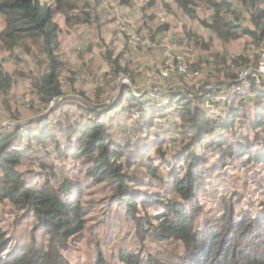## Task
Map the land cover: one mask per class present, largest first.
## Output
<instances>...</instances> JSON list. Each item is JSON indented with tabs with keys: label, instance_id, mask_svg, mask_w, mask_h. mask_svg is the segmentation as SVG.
Returning <instances> with one entry per match:
<instances>
[{
	"label": "trees",
	"instance_id": "1",
	"mask_svg": "<svg viewBox=\"0 0 264 264\" xmlns=\"http://www.w3.org/2000/svg\"><path fill=\"white\" fill-rule=\"evenodd\" d=\"M53 1L0 0V44L15 53L29 40L44 57L38 71L31 68L35 58L29 61V88L36 97L25 110H13L18 121L44 115L50 101L65 95L64 73L74 71L64 59L59 22L51 14L57 5L63 10V0ZM119 1L122 7L134 4ZM174 1L211 34L207 41L189 32L197 51L209 57L194 63L195 69L188 67L191 72L212 67L205 83L212 87L198 96L184 81L183 90L168 91L160 102L146 87L133 90L119 82L120 75L137 81L138 62L127 66L113 38L108 49L90 45L88 51H100L102 58L97 71L118 77L114 81L122 91L114 106L98 112L80 102L83 118L66 123L58 120L62 100L48 115L13 132L0 131V202L12 221L0 219V264H264V83L251 79L247 97L224 91L238 84L244 68L258 66L264 0ZM203 5L211 18L201 15ZM235 46L241 48L236 54ZM90 76L99 78L93 70ZM14 82L13 72L0 68V106L12 108L5 95L11 97ZM217 94L225 96L219 115L205 104ZM132 108L138 109L133 123L125 116ZM113 111L123 113L108 118ZM53 114L58 121L52 127ZM162 118L172 119L176 130ZM52 148L59 157L82 161V177H70L68 170L57 178L43 156ZM28 160L41 170L27 178L22 170ZM97 188H108L109 196L89 198ZM148 230L157 242L148 240Z\"/></svg>",
	"mask_w": 264,
	"mask_h": 264
},
{
	"label": "rangeland",
	"instance_id": "2",
	"mask_svg": "<svg viewBox=\"0 0 264 264\" xmlns=\"http://www.w3.org/2000/svg\"><path fill=\"white\" fill-rule=\"evenodd\" d=\"M47 1L49 3L53 2L54 4L53 0ZM200 12L202 16L211 18V11L205 5H203ZM51 14L53 21L59 22V27L61 29V51H66V53H64V59L71 62V68L74 71L67 74L64 73L61 84L65 95L61 98L54 99V101H50L48 106L49 110L44 111V115H48L50 111L52 112V110L64 100V107L62 111L58 112L60 113L58 120L62 118L66 123L72 119L73 121H77L83 118L84 115H79L80 113L78 111L80 102L96 107L98 112L103 111L104 108L114 106L115 101L118 100L121 94L120 92L122 91L120 89L118 92V85L114 81L118 77L121 84H129L133 90L138 88V86L146 87L145 92H153L151 97H154V99L158 98L160 102H163L168 91L183 90L184 81H186L187 87L192 88L191 91L198 93V96L204 94L206 91L202 90V85L211 80L215 72L209 65L199 66L202 68L200 74L183 76V74H181L182 72H175L180 63L185 64L188 72H190L188 64L192 66L202 58V62H205L209 57L207 53L200 54L199 51H197L194 41L189 36V32L190 35L192 32L200 33L204 35L207 41L210 39L211 34L203 29L201 24L187 17L174 0H134V4L131 7H122L119 0H63V10L59 11L57 5V7L51 8ZM87 19H89V21H87ZM2 26V20L0 19V29ZM111 38L119 43L121 45L120 48L124 50L126 56L124 63L127 64V66H129L128 62L132 64L135 61L138 62L134 71L137 79L136 82H132L130 78L123 77V75L118 77L109 75L102 69L99 70V72L97 71V66L99 62L102 61L99 55L100 51L93 53L89 52L88 48L90 45H99L97 46L99 50L101 46L103 47V45H105L106 49H108V44L106 42H109ZM234 48L232 53L235 54L241 50V48L237 46ZM218 49H220V47H218ZM251 54H253V52H251ZM33 57L36 60V64L32 62ZM43 58V56L39 55L38 47H32L29 40L21 42L15 53L13 51H8L0 44V68L3 70L5 68L8 69L10 72H13V76H15V87L11 93V97L5 95V98L10 103H13L12 108L8 107L6 104L3 105V107L0 106L1 132H13L19 125L29 124L31 121L44 116L41 112L34 117H25L21 121H18L13 115V113H15L13 110H25L29 107L32 98L36 97L34 91H30L29 88L31 77L29 74L31 73V68L38 71L37 65H41L44 60ZM91 58L97 60L92 62L90 60ZM184 58L186 61H184ZM29 61L32 62L31 68L29 67ZM78 62H80V64ZM82 62L86 63V65L83 66L85 70H83L81 66ZM192 67L193 69L197 68L195 66ZM256 67L257 66H250L249 68ZM245 69L246 68L239 73V79L241 78V73ZM92 70L98 73V79L90 76ZM163 71L169 72L167 78L162 77L161 74ZM182 76L183 78H181ZM155 77L156 79L154 81L159 86L158 92H155L154 83L150 82V80ZM251 79L252 77H250L249 82ZM87 80H89V82H87ZM83 90L94 98L96 101L95 104L104 103V106L97 107L93 103L88 102L87 98L82 93ZM220 95L223 97V102L225 96L224 94ZM0 96L4 97L1 91ZM218 105L217 108L219 109ZM115 112L116 111H113L110 115H107L108 118L114 113L113 117L117 119L123 113ZM137 112V108H132L130 112L125 115L126 121L133 123L135 120L133 113ZM218 112L220 113H212L216 115L221 114L220 109ZM54 116L56 115L53 114L51 116L50 123L52 127L56 124V121H58ZM92 117L96 118L98 116L94 114ZM162 121L168 122L167 125L172 129L174 128L173 131L176 130L172 119L167 120L166 118H162ZM57 123L59 124L60 121ZM8 124L11 125L9 126ZM134 128H136L135 125ZM24 145L26 146V144ZM51 151L52 152L49 154L43 156L47 159L48 163L55 166V173H58L57 178L60 175V171L65 172L68 170V174H71L70 177H72V175H76L75 177L78 179L82 177L83 171L85 170V165L82 161H76L74 157H59L56 152H53V148ZM32 161L33 160L26 161L23 166L22 171L26 172H24V176L26 175L25 177L31 176L30 173L32 171L40 172L39 170H41L38 168L37 164ZM63 176L64 175H60V177ZM40 182L43 184L44 178H42ZM93 194L94 196L89 198H105L108 197L110 193L108 188H97ZM0 219L4 224L12 223V221H9V211L6 212L4 202H0ZM19 224V228H24L26 221L21 219ZM147 234L149 241L153 243L157 242L151 230H148ZM169 248L170 245L166 244L164 247L165 252H168Z\"/></svg>",
	"mask_w": 264,
	"mask_h": 264
},
{
	"label": "built area",
	"instance_id": "3",
	"mask_svg": "<svg viewBox=\"0 0 264 264\" xmlns=\"http://www.w3.org/2000/svg\"><path fill=\"white\" fill-rule=\"evenodd\" d=\"M185 64H179L178 65V69L175 70V72L178 71L182 72L181 74H185V75H191V74H200V69L194 70L195 72H188L187 70V66ZM189 69V67H188ZM162 77L167 78L169 76V72L168 71H163L162 72ZM250 77H252L253 82L257 83V84H263L264 83V50L261 53V58L258 62V66L257 68H249L246 67V69L241 73V78L238 80V84H233L230 86L225 87L224 91L226 92H233L236 93L240 96L243 97H247L250 95V89H251V83L249 82ZM156 77L154 79H151L150 82L154 83V87H155V92L159 91V86L158 84L155 83ZM203 87L205 86V84L202 85ZM212 86H205L204 88H202L203 91H205L206 89H210ZM137 95H139L136 92ZM206 92L204 94H201L200 96H205ZM223 100L222 95L217 94V95H213L210 96L208 98H205V104L206 106L215 113H219V109L217 108V105L220 104ZM54 101V100H52ZM215 108V109H214ZM7 125V124H6ZM9 125V124H8ZM11 125V124H10ZM9 125V126H10Z\"/></svg>",
	"mask_w": 264,
	"mask_h": 264
}]
</instances>
